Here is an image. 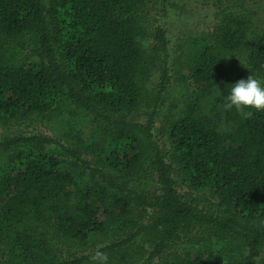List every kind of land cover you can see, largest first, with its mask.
Wrapping results in <instances>:
<instances>
[{
    "label": "trees",
    "instance_id": "1",
    "mask_svg": "<svg viewBox=\"0 0 264 264\" xmlns=\"http://www.w3.org/2000/svg\"><path fill=\"white\" fill-rule=\"evenodd\" d=\"M152 1L0 0V264H264V30L218 0L169 61Z\"/></svg>",
    "mask_w": 264,
    "mask_h": 264
},
{
    "label": "rangeland",
    "instance_id": "2",
    "mask_svg": "<svg viewBox=\"0 0 264 264\" xmlns=\"http://www.w3.org/2000/svg\"><path fill=\"white\" fill-rule=\"evenodd\" d=\"M217 2L218 0H157L148 4L147 11L151 25L160 26L166 32L169 61H173L178 56L180 46L185 43L189 33L205 34L213 28L217 22ZM242 7L245 9L243 12L245 16L249 17L252 29L264 30V0H243ZM147 44L148 42L145 43L146 48H148ZM172 74L174 73L171 72ZM157 80L158 75L155 73L151 78V87H154ZM137 119L139 123H142L146 117L141 114ZM21 129H24V125ZM158 132V125H156L152 133L156 135ZM38 133L45 132L39 129ZM161 142H163L162 139ZM61 169L64 170L63 165ZM188 249L190 245L183 242L175 250L183 252Z\"/></svg>",
    "mask_w": 264,
    "mask_h": 264
},
{
    "label": "clouds",
    "instance_id": "3",
    "mask_svg": "<svg viewBox=\"0 0 264 264\" xmlns=\"http://www.w3.org/2000/svg\"><path fill=\"white\" fill-rule=\"evenodd\" d=\"M225 108H235L244 116H250V110H264V82L253 75L242 78L229 85ZM92 264H108L106 253L97 250L91 257Z\"/></svg>",
    "mask_w": 264,
    "mask_h": 264
}]
</instances>
